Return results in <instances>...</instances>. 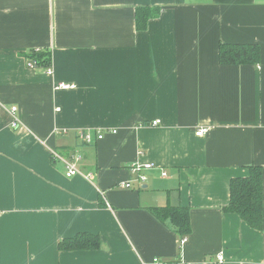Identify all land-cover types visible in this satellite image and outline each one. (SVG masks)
Instances as JSON below:
<instances>
[{"label":"crops","instance_id":"1","mask_svg":"<svg viewBox=\"0 0 264 264\" xmlns=\"http://www.w3.org/2000/svg\"><path fill=\"white\" fill-rule=\"evenodd\" d=\"M220 43L257 44L259 61L221 64ZM37 49L51 74L27 66ZM81 129L105 134L88 144ZM145 163L139 183L129 167ZM253 165L260 229L223 211ZM166 205L189 208L181 247L151 213ZM80 232L99 248H58ZM218 252L264 264V0H0V264H213Z\"/></svg>","mask_w":264,"mask_h":264},{"label":"trees","instance_id":"2","mask_svg":"<svg viewBox=\"0 0 264 264\" xmlns=\"http://www.w3.org/2000/svg\"><path fill=\"white\" fill-rule=\"evenodd\" d=\"M138 13L139 15L142 13L146 21L150 17V14L145 12V8L139 9ZM27 58L36 60L38 66L41 67L50 65L48 53L31 52ZM259 58L260 48L257 44H219L218 59L221 64L257 63ZM262 210V169L257 165H253L249 168L248 176L230 180L229 202L223 208V211L235 213L252 228L260 229ZM151 213L161 222L169 220L180 237L191 232L188 207L166 205L152 208ZM100 244L101 240L97 234L80 232L72 237L60 240L58 248L60 250L97 249Z\"/></svg>","mask_w":264,"mask_h":264},{"label":"built area","instance_id":"3","mask_svg":"<svg viewBox=\"0 0 264 264\" xmlns=\"http://www.w3.org/2000/svg\"><path fill=\"white\" fill-rule=\"evenodd\" d=\"M34 52H39L38 49L35 50ZM51 64V63H50ZM38 64H37V61L34 60V59H31L27 62V66L29 68H34L36 67ZM46 72L48 74H51L52 73V68H51V65L47 66L46 67ZM55 88L56 89H69V88H74V85H71V84H67V83H64V82H59L55 85ZM16 111H17V107L15 106H11L10 109H9V112L11 114V126L13 128H16L18 127L19 125V119L18 117L16 116ZM153 125H156L158 124V121H153L152 122ZM206 130L203 129V128H200L198 129V131H196V135L200 136V135H203L204 132ZM115 132V131H113ZM105 134V131L103 130H100V129H96V130H78V136L79 138L84 142V143H93V140L94 138L95 139H101ZM53 155L54 158L58 159L61 163H63L64 165V169H65V172L68 176H73V175H76V174H79L80 171L78 170V168L76 167V164L70 160H66L64 159V157L56 152V151H52L51 153ZM152 165L150 163H145V164H133V165H130L129 167V170L130 172L132 173H136L137 174V181L139 183H143L146 179L145 175L143 174V170L144 169H149L151 168ZM162 175L164 176L165 175V172L162 173ZM124 187L126 188H130L131 187V182L129 181H126L124 184H123ZM187 238L186 237H182L179 241V245L180 247L186 242ZM179 264H185L183 263L182 261L179 262ZM150 264H168L167 262L165 261H162L159 257H154L152 258ZM213 264H225V258H224V255L222 252H218L215 254V258H214V261H213Z\"/></svg>","mask_w":264,"mask_h":264}]
</instances>
